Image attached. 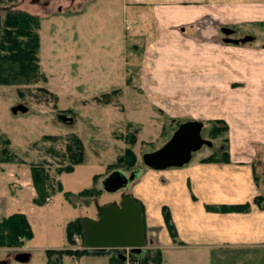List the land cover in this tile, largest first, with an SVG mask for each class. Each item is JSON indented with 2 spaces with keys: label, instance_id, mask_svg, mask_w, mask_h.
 Wrapping results in <instances>:
<instances>
[{
  "label": "rangeland",
  "instance_id": "obj_1",
  "mask_svg": "<svg viewBox=\"0 0 264 264\" xmlns=\"http://www.w3.org/2000/svg\"><path fill=\"white\" fill-rule=\"evenodd\" d=\"M113 1L99 0L93 6L90 0H14L11 5L40 19L38 78L30 83L0 84V175L20 170L32 182L33 170L47 175L46 180L38 176V181H47L46 199L37 203L36 192L33 200L37 208L30 221L35 239L31 246L38 250L32 255V263L47 262L48 251L41 248L57 250L64 246L68 222L97 219L100 206L120 203L122 194L134 197L131 189L142 181H183L200 156L207 152L223 156L227 149L228 125L204 112L202 42L170 34L161 42L152 33L139 34L134 25L125 27L122 20L118 27V20L123 18L122 0ZM45 2L49 5L44 6ZM5 11L0 8L1 15ZM213 60L211 66L218 70ZM17 106L27 111L14 113ZM189 121L203 125L201 135L210 146L204 144L193 151L190 161L180 167L155 170L147 166L144 155L163 147L179 125ZM81 152L82 161L76 164ZM14 163L24 168V173L10 169ZM1 164H6L5 168ZM114 171L128 176L140 174L128 188L111 193L103 189L101 181ZM256 177L264 182V168L257 170ZM151 186L144 203L157 221L163 198L155 196L153 183ZM92 188L96 189L94 194L80 197L71 194L67 198L65 193ZM134 198L144 208L143 257L156 258L158 250L149 249L157 242L152 233L155 228L148 227L145 206ZM6 218L0 217V226ZM5 234L1 229L0 239L5 242H0V259L7 252H29L27 239L9 244ZM69 245L77 248L70 252L92 254L85 258L88 263L81 264H110L113 259L116 264H126L116 259L113 250L86 248L78 234ZM58 253L50 264H57L55 259L62 257ZM138 257L129 254L127 264H140ZM65 264L74 262L67 260Z\"/></svg>",
  "mask_w": 264,
  "mask_h": 264
},
{
  "label": "crops",
  "instance_id": "obj_2",
  "mask_svg": "<svg viewBox=\"0 0 264 264\" xmlns=\"http://www.w3.org/2000/svg\"><path fill=\"white\" fill-rule=\"evenodd\" d=\"M90 1L94 6L99 0ZM121 10L118 27L122 20L125 27L134 25L139 34L152 33L161 42L169 34L202 42L204 112L228 125L229 161H205L212 156L207 152L183 181H142L132 187L145 206L148 227L155 228L157 242L149 249L160 251L162 261L157 264H264V206L256 203L264 196V182L256 177L264 168V0H122ZM212 57L218 70L211 66ZM21 168L14 163L10 169ZM19 171L0 175V217L21 213L31 225L36 191ZM152 183L155 196L163 198L157 221L144 203ZM242 204L249 209H210ZM163 207L170 210L175 238L166 226ZM34 240L26 242L30 264L38 250L31 246ZM69 244L67 240L57 250H77ZM45 249L49 251L40 250ZM88 255L92 254L65 253L60 261L88 263Z\"/></svg>",
  "mask_w": 264,
  "mask_h": 264
},
{
  "label": "trees",
  "instance_id": "obj_3",
  "mask_svg": "<svg viewBox=\"0 0 264 264\" xmlns=\"http://www.w3.org/2000/svg\"><path fill=\"white\" fill-rule=\"evenodd\" d=\"M4 2V0H0V8L6 10L5 15L0 14V84L30 83L37 79L40 73V19L37 15L30 14L26 11L12 9L11 5L14 4V0H7L6 5ZM218 121L224 122L223 120ZM223 152L225 155L218 157L217 154H213L205 159V161H229V153L227 149ZM82 156L83 154L81 152L76 164L81 163ZM72 170L73 169L71 168L67 171L71 172ZM39 175L40 177L42 175V180H46L47 178L44 171L42 174L36 170L32 171L33 185L37 192V203H40L43 199L45 200V196L48 192L45 186L47 181H38ZM95 192V188L85 189L77 194L65 191L68 195L67 198H69V195L71 194L80 197L86 193L94 194ZM256 203L259 206H264V196H258L256 198ZM210 209L225 212L245 211L249 209V205H224L221 207H210ZM163 216L172 238H175L177 236V231L168 207L163 208ZM1 229H4L6 232L3 236L9 241V244H16L18 243V239H22L23 237L27 240H31L34 236L27 217L21 213L13 214L4 219L0 226V231ZM74 234L80 235L84 240L81 218H77L67 224L66 237L69 243H71ZM0 242L3 243L5 241L0 239ZM57 251L60 250H49L47 252L48 264L51 263L52 256L58 253ZM65 253L72 254L73 252H70V250H64L60 251L58 254L63 255ZM74 253H77L76 255L80 256L81 254H86L88 252L78 250ZM137 259L140 261V264H157L162 261L160 251H158L156 258L138 257Z\"/></svg>",
  "mask_w": 264,
  "mask_h": 264
},
{
  "label": "water",
  "instance_id": "obj_4",
  "mask_svg": "<svg viewBox=\"0 0 264 264\" xmlns=\"http://www.w3.org/2000/svg\"><path fill=\"white\" fill-rule=\"evenodd\" d=\"M13 111L26 112L27 109L17 106ZM64 120L72 121V118L65 117ZM202 128L203 125L196 121L179 125L163 147L144 155L145 164L155 170L185 165L190 161L193 151L204 144L210 146V142L201 135ZM139 174L133 172L128 176L122 171H114L102 181V187L111 193L126 189ZM143 211L142 204L131 194H122L120 203L113 202L100 206L97 219H81L85 247L95 251L113 250L120 263L127 261V256L122 253L123 249L140 256L146 248ZM18 256V260L23 263H28L31 259L30 252H20Z\"/></svg>",
  "mask_w": 264,
  "mask_h": 264
},
{
  "label": "flooded vegetation",
  "instance_id": "obj_5",
  "mask_svg": "<svg viewBox=\"0 0 264 264\" xmlns=\"http://www.w3.org/2000/svg\"><path fill=\"white\" fill-rule=\"evenodd\" d=\"M70 1L71 2H75L76 0H70ZM43 5L44 6H48L49 2H45ZM58 9L61 10L62 6H59ZM109 252H111V251L109 250ZM6 254H7V256L5 258L0 259V264H13V263H16V264H28V263L20 262L18 260V257H19L18 253L7 252ZM55 263L61 264L60 258L55 259Z\"/></svg>",
  "mask_w": 264,
  "mask_h": 264
},
{
  "label": "built area",
  "instance_id": "obj_6",
  "mask_svg": "<svg viewBox=\"0 0 264 264\" xmlns=\"http://www.w3.org/2000/svg\"><path fill=\"white\" fill-rule=\"evenodd\" d=\"M126 251H128V252H126L127 260H129V254H130V252H129V250H126Z\"/></svg>",
  "mask_w": 264,
  "mask_h": 264
}]
</instances>
